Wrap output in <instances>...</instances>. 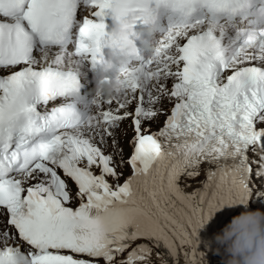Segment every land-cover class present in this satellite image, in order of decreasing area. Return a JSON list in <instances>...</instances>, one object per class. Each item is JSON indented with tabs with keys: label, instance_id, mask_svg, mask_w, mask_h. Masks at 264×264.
<instances>
[{
	"label": "snow or ice",
	"instance_id": "snow-or-ice-1",
	"mask_svg": "<svg viewBox=\"0 0 264 264\" xmlns=\"http://www.w3.org/2000/svg\"><path fill=\"white\" fill-rule=\"evenodd\" d=\"M249 6L0 0V264H152L161 247L176 264L181 255L205 264V225L226 209L264 206V29L231 51L214 32ZM161 10L167 30L132 63L135 27L152 26ZM108 19L124 26L120 35L106 31ZM77 20V52L93 68L108 47L124 57L112 97L97 94L84 111L63 61L32 55L37 41L61 44ZM122 128L132 133L127 157Z\"/></svg>",
	"mask_w": 264,
	"mask_h": 264
},
{
	"label": "clouds",
	"instance_id": "clouds-1",
	"mask_svg": "<svg viewBox=\"0 0 264 264\" xmlns=\"http://www.w3.org/2000/svg\"><path fill=\"white\" fill-rule=\"evenodd\" d=\"M124 26L118 20L111 21V31L120 35ZM155 37L151 25L141 27L136 41L140 49L150 56L154 48ZM106 62L100 64L99 71L93 75L92 94H99L105 100L110 99L114 89L120 86L118 74H111L113 65L122 63L124 57L118 55L111 47L105 51ZM245 210L231 217L218 232L213 234L209 244L213 254L220 256V264H264V211L260 209Z\"/></svg>",
	"mask_w": 264,
	"mask_h": 264
},
{
	"label": "bare ground",
	"instance_id": "bare-ground-1",
	"mask_svg": "<svg viewBox=\"0 0 264 264\" xmlns=\"http://www.w3.org/2000/svg\"><path fill=\"white\" fill-rule=\"evenodd\" d=\"M120 138V137H119ZM120 139H122V138H120ZM218 220V219H217ZM221 229V227H219V226H213V227H210L209 226V223L207 224V225H205L199 232H203V236H200V237H197V239H198V245L199 244H207L208 242H209V240H210V234H209V232H208V230H210L211 232H213V231H215V232H213V234L214 233H216V232H218L219 230ZM207 233V235H206V233Z\"/></svg>",
	"mask_w": 264,
	"mask_h": 264
}]
</instances>
